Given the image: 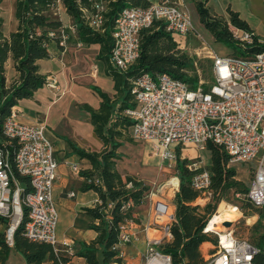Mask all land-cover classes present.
Masks as SVG:
<instances>
[{
	"label": "built area",
	"instance_id": "2783aa9c",
	"mask_svg": "<svg viewBox=\"0 0 264 264\" xmlns=\"http://www.w3.org/2000/svg\"><path fill=\"white\" fill-rule=\"evenodd\" d=\"M104 3L103 0L93 2L89 9L79 6L84 23L96 33L104 30ZM60 14H65V8L62 0H56L54 15ZM156 21L162 22L165 31L176 40L193 32L190 15L180 0H155L145 9L126 7L118 13L111 33L108 58L111 68L125 72L136 63L140 53V32ZM231 32L240 45L258 43L251 32L234 28ZM74 33L72 21L64 24L58 33L59 45L66 46L70 34ZM201 46L202 55L211 61L209 83L199 76L197 86L191 89L187 83L167 73L155 77L144 73L131 81L135 108L124 112L133 122L131 137L136 142L148 143L170 169L176 168L177 146L204 149L208 143L226 152L228 167L252 163L247 198L254 206L264 208V51L243 59L219 56L203 40ZM44 86L54 94L59 91L53 76L46 78ZM45 129L41 121L35 124L21 122L15 106L0 126V217L8 223L5 238L9 246H12L14 231L25 220L26 237L33 242L50 244L56 251L58 213L52 190L58 179V164ZM11 160L17 174L28 179V191H25L24 183L15 178ZM188 168L194 172L192 188L201 196L210 197L208 170L199 168L196 163L189 164ZM172 180L176 181L175 187L170 184ZM178 185L175 174L158 191L167 187L165 189L174 196ZM153 216L154 225L146 229L143 262L171 264V257L160 252L158 247L172 239L174 211L167 203L157 201ZM132 222L127 221L120 228L118 242L111 247L122 260L125 258L123 248L131 242ZM208 224L202 233L206 236L213 233L217 241L201 244L203 264H264V245L258 247L237 237L230 226L207 231ZM64 247L63 253L72 257L71 244L65 242Z\"/></svg>",
	"mask_w": 264,
	"mask_h": 264
},
{
	"label": "trees",
	"instance_id": "16d2710c",
	"mask_svg": "<svg viewBox=\"0 0 264 264\" xmlns=\"http://www.w3.org/2000/svg\"><path fill=\"white\" fill-rule=\"evenodd\" d=\"M2 0H0L1 3ZM100 0H62L65 14L75 26L77 40L84 45L99 44V59L106 65V73L112 79L115 95L95 89L101 102L97 110L88 105L82 108L89 114L94 133L102 141L100 152H85L70 143L74 153L89 162L91 169L82 171L86 180L84 190H93L99 196V202L86 213L98 224L92 225L97 233L90 244H80L74 256L83 258L85 264H122V259L111 251L119 239L120 228L127 222H138L133 207L141 205L149 194L150 187L134 176L120 174L115 162L121 158L118 149L123 143H132L130 134L132 121L124 112L135 108L134 96L131 93V81L144 73L153 77L167 73L194 89L198 83L197 75H190L194 61L181 49L179 40L165 31L164 24L156 21L140 32V53L136 63L121 72L111 68L108 62L112 45L111 33L118 13L126 7L147 8L148 0H103L105 3L104 30L96 33L84 23L79 6L91 8L93 2ZM201 24L209 31L215 42L230 41L242 48L231 56L248 59L264 51V47L240 45L236 42L231 29L252 32L248 24L240 19L239 14L227 8V20L223 16L210 14L206 1L194 0ZM56 0H15L14 17L16 30L5 35L2 32L3 19L0 16V126L10 114L12 107L21 100L29 99L34 92L41 89L46 77L40 74L38 61L51 56L50 45L59 49L58 33L63 29L62 20L54 15ZM67 33L69 31L65 30ZM50 34H54L50 36ZM258 39L257 36H254ZM11 58L17 77L8 85L5 77V65ZM210 174V203L205 206L194 205L201 197L191 186L194 172L188 168L190 162L180 158V149L176 147V175L178 190L174 196L175 221L171 227L172 239L158 247V250L171 257V264H203L204 259L200 246L206 241L216 243L217 237L206 236L202 232L210 222L214 206L220 202H232L244 216L257 215L254 226L256 236L254 245H264V208L254 206L247 198V185L237 178L232 167H228L229 157L220 147L208 143ZM11 168L15 178L25 184L29 190L27 178L17 174L13 160ZM97 181V182H96ZM130 184V187H128ZM111 205V207H108ZM25 213V208H23ZM24 221L16 228L12 246L6 243L5 231L0 233V264H5L10 248L16 250L25 264H67L69 257L55 251L47 243L33 242L26 237ZM0 224L7 228V221L0 217Z\"/></svg>",
	"mask_w": 264,
	"mask_h": 264
},
{
	"label": "crops",
	"instance_id": "0c3cea01",
	"mask_svg": "<svg viewBox=\"0 0 264 264\" xmlns=\"http://www.w3.org/2000/svg\"><path fill=\"white\" fill-rule=\"evenodd\" d=\"M148 1L151 4L155 0ZM180 1L184 5L187 1L192 2V0ZM2 2L3 0L0 6ZM208 4L210 3L207 1L206 7ZM211 4L214 6L216 15L225 16L224 1L221 0L219 4L214 0ZM14 9L15 0L11 4V28H7L6 32L3 29L5 26L3 20L2 32L5 35L16 30ZM2 15L0 7V16L3 19ZM69 22L71 20H66V23ZM252 32L255 35L253 30ZM79 43L81 42L76 36L70 34L63 49L52 44L50 45L51 56L38 61L40 74L46 78L55 77L59 86L58 92L54 94L43 86L34 92L31 98L21 100L15 106L21 122L35 124L41 121L46 127L45 134L53 145L54 158L58 164V179L52 190V198L58 213L56 251L63 253L66 242L71 244L73 254L80 249V244L88 245L97 237V233L91 229V226L97 225L98 222L89 216L86 210L93 208L99 202V196L93 190L83 189L86 180L81 176V172L91 169V166L87 160L80 159L74 153L70 143L85 152H100L103 149L102 141L94 133L89 114L82 106L88 105L94 110L99 108L101 100L95 89L111 98L115 95L113 81L106 73V65L99 59L100 45L78 46ZM5 77L8 85L17 77L11 58L5 65ZM133 142L137 145L125 142L118 149L121 158L115 162L117 171L122 175L134 176L149 187L163 182L166 175L164 170L165 168L170 170V168L158 155L154 154L148 143ZM74 166L77 167L76 170L73 169ZM173 170L175 175L176 168ZM70 193L74 196L70 197ZM155 197L158 196L148 195L141 205L133 207V212L139 221L132 222L130 227L131 242L123 248L125 258L122 263L124 264H144L141 258L146 249V229L154 225L153 209L157 202ZM173 199L170 205L174 211ZM13 252L18 253L11 247L5 264H9ZM67 264H85V261L73 255L69 257Z\"/></svg>",
	"mask_w": 264,
	"mask_h": 264
},
{
	"label": "rangeland",
	"instance_id": "374dc122",
	"mask_svg": "<svg viewBox=\"0 0 264 264\" xmlns=\"http://www.w3.org/2000/svg\"><path fill=\"white\" fill-rule=\"evenodd\" d=\"M194 0L187 1L186 2V8L190 15L191 23H192V30L193 32L190 33L187 36L180 37L179 41L181 43V47L183 52L188 55L192 60L194 61L193 69L189 72L190 75H197L198 77L204 81V82H210V68H211V61L204 57L201 53V40L207 45L212 51H214L217 55L223 56V55H232L237 51V54H239L238 51H242V48L239 47L236 43L230 42V41H219L215 42L212 35L209 33V31L201 24L199 20V15L196 11L195 2ZM200 1V0H199ZM204 1V0H202ZM208 1L207 7L209 9L210 14H216L214 13V6L212 1L214 0H205ZM225 2V8L223 10L225 19L228 18L227 15V8H230V10L236 12L239 14L240 19L245 21L248 26L255 32V35L258 38L257 46L264 47V0H222ZM13 0H3L1 4V9L3 13V20L5 23V26L3 27L4 31L6 32L7 28H11L10 26V20L12 18L11 13V4ZM218 2L221 4V0H215V3ZM11 15V18H10ZM63 24H66V20H70V18L66 14H60L58 16ZM227 20V19H226ZM196 54H199L197 56ZM131 144L137 145V143L132 142ZM180 158L181 159H187L190 164L196 163L199 168H205L207 165H209V152L206 150V147L204 149H198L193 146H185L180 147ZM254 165L252 163L250 164H237L233 166V169L235 170L237 174V178L241 181H243L246 185L249 183L251 179V171L250 169ZM174 170L173 169H167L165 168L164 173L166 174L163 178V182H160L159 184L150 187L149 194L153 192L158 197H155L154 199L159 202L167 203L170 207V201L174 198L171 192H169L167 187H164L161 191H158L159 188L162 185H165L171 177L174 176ZM148 194V195H149ZM210 197L208 196H201L197 201L194 203V205L199 206H205L206 204L210 203ZM232 209L237 210L240 214L237 219L231 221L230 227L232 228L234 234L237 237H241L244 239L249 240L252 242V238L256 236V231L254 229V226L258 220L257 215H249L244 216V214L238 210L236 205L232 202H220L217 205L214 206L213 209V216L225 214L230 212ZM173 210V209H172ZM226 223L220 224L218 226V229H222ZM6 231L5 226H0V232ZM211 237H214L215 235L212 233L210 234ZM143 260V258H141ZM9 264H25L24 259L16 252H13L10 256Z\"/></svg>",
	"mask_w": 264,
	"mask_h": 264
},
{
	"label": "bare ground",
	"instance_id": "6f19581e",
	"mask_svg": "<svg viewBox=\"0 0 264 264\" xmlns=\"http://www.w3.org/2000/svg\"><path fill=\"white\" fill-rule=\"evenodd\" d=\"M170 184H172L175 187L176 181L172 180ZM239 214L240 213L237 210L232 209L228 213L213 216L208 224L207 231L221 230L218 229V226H220V224L226 223L230 225L231 221L237 219Z\"/></svg>",
	"mask_w": 264,
	"mask_h": 264
},
{
	"label": "water",
	"instance_id": "95a60500",
	"mask_svg": "<svg viewBox=\"0 0 264 264\" xmlns=\"http://www.w3.org/2000/svg\"><path fill=\"white\" fill-rule=\"evenodd\" d=\"M230 225H228V224H225V227H229Z\"/></svg>",
	"mask_w": 264,
	"mask_h": 264
}]
</instances>
